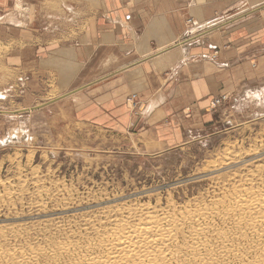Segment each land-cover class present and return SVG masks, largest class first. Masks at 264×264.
<instances>
[{
	"label": "rangeland",
	"instance_id": "obj_1",
	"mask_svg": "<svg viewBox=\"0 0 264 264\" xmlns=\"http://www.w3.org/2000/svg\"><path fill=\"white\" fill-rule=\"evenodd\" d=\"M42 1L0 3V16L15 9L19 19L0 17V142L10 137L0 145V250L12 253L0 264H18L22 255L32 264H78L100 254L99 245L90 244L99 238L95 229L130 210L182 219L174 228V251L193 245L192 227L204 228L205 239L224 248L225 257L204 254L198 264H261L264 239L258 241L248 219L234 211V196L242 189L264 194V12L253 22L240 18L224 41L213 34L205 39L219 43L207 54L217 61L227 55L240 81L215 97L222 103L207 109V120H178L180 143L153 152L135 131L74 119L71 104L36 111L68 96L38 86L40 95L29 91L30 66L23 60L33 57L26 44L33 36L24 24L32 28ZM231 20L208 31L225 29ZM132 96L126 102L136 116ZM62 246L73 255L55 251Z\"/></svg>",
	"mask_w": 264,
	"mask_h": 264
},
{
	"label": "crops",
	"instance_id": "obj_2",
	"mask_svg": "<svg viewBox=\"0 0 264 264\" xmlns=\"http://www.w3.org/2000/svg\"><path fill=\"white\" fill-rule=\"evenodd\" d=\"M39 9L35 29L24 24L33 36L26 43L33 57L23 60L29 91L68 96L36 111L71 104L81 123L135 131L163 152L183 137L178 120H207L213 99L240 81L227 55L207 54L219 43L205 39L226 40L240 18L253 22L264 12V0H44ZM13 10L0 17L17 23ZM225 19L235 22L208 31ZM132 94L136 116L126 102Z\"/></svg>",
	"mask_w": 264,
	"mask_h": 264
},
{
	"label": "bare ground",
	"instance_id": "obj_3",
	"mask_svg": "<svg viewBox=\"0 0 264 264\" xmlns=\"http://www.w3.org/2000/svg\"><path fill=\"white\" fill-rule=\"evenodd\" d=\"M234 200L236 201L234 211L248 219L250 222L248 230L256 235L258 241H262L264 230L259 233L254 227L259 224L264 226V194L250 196L242 189L236 192ZM132 217H137V221H132ZM182 221L171 215L158 217L150 210L140 216L131 210L118 213L108 224H102L95 229L98 239L90 240L92 246L99 245L100 254L89 255L87 258L81 257L78 264H168L172 260L178 261L177 264H198L197 259L204 254L216 253L218 256L225 257L224 248L221 246L214 248L211 242L205 239L206 231L198 224L190 231V237L194 240L193 245L189 247L190 250L174 251L171 247L177 240L174 228L181 226L184 223ZM200 237L202 241H198ZM55 251L62 256H72L75 250L62 246ZM10 254L12 253L9 251L0 250V258L8 257ZM27 259L25 255H22L18 264H32L28 263ZM260 263H264V245Z\"/></svg>",
	"mask_w": 264,
	"mask_h": 264
},
{
	"label": "built area",
	"instance_id": "obj_4",
	"mask_svg": "<svg viewBox=\"0 0 264 264\" xmlns=\"http://www.w3.org/2000/svg\"><path fill=\"white\" fill-rule=\"evenodd\" d=\"M194 22H193V20H189L188 21V25L191 26V24H193ZM135 98H136L135 96H132V97H130L128 99V101L129 102H134ZM223 99H226V97H223ZM221 103H222V99L214 98L213 101L210 104V108L214 109V108L218 107L219 105H221Z\"/></svg>",
	"mask_w": 264,
	"mask_h": 264
},
{
	"label": "water",
	"instance_id": "obj_5",
	"mask_svg": "<svg viewBox=\"0 0 264 264\" xmlns=\"http://www.w3.org/2000/svg\"><path fill=\"white\" fill-rule=\"evenodd\" d=\"M35 110H36V109H35ZM9 138H10V137H9ZM9 138L7 139V141H6L4 144H6V143H8V142L10 141ZM4 144L0 142V145H4Z\"/></svg>",
	"mask_w": 264,
	"mask_h": 264
}]
</instances>
